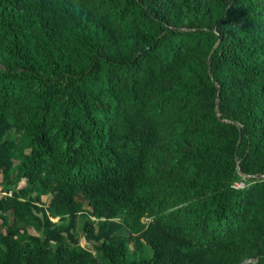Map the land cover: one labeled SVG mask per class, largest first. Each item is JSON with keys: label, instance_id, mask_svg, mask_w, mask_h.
I'll return each mask as SVG.
<instances>
[{"label": "trees", "instance_id": "obj_1", "mask_svg": "<svg viewBox=\"0 0 264 264\" xmlns=\"http://www.w3.org/2000/svg\"><path fill=\"white\" fill-rule=\"evenodd\" d=\"M0 192V264H264V0H0Z\"/></svg>", "mask_w": 264, "mask_h": 264}, {"label": "rangeland", "instance_id": "obj_2", "mask_svg": "<svg viewBox=\"0 0 264 264\" xmlns=\"http://www.w3.org/2000/svg\"><path fill=\"white\" fill-rule=\"evenodd\" d=\"M237 183H238V182H236V184H237ZM238 184H239V183H238ZM1 193H2V192H0V194H1ZM76 199L82 203L83 207H85V199H84L82 196L77 195V196H76ZM29 231L32 232L31 229H29ZM79 243H80L81 245H83L84 247H87V248L89 247V246L83 241V239H82L81 237L79 238ZM93 256H95V253L93 254ZM95 260H96V261H99V257L96 256V257H95ZM96 261H95V262H96ZM98 264H101V263L99 262Z\"/></svg>", "mask_w": 264, "mask_h": 264}, {"label": "built area", "instance_id": "obj_3", "mask_svg": "<svg viewBox=\"0 0 264 264\" xmlns=\"http://www.w3.org/2000/svg\"><path fill=\"white\" fill-rule=\"evenodd\" d=\"M236 186H238L239 184H235Z\"/></svg>", "mask_w": 264, "mask_h": 264}]
</instances>
